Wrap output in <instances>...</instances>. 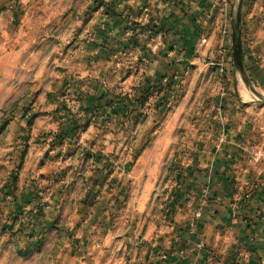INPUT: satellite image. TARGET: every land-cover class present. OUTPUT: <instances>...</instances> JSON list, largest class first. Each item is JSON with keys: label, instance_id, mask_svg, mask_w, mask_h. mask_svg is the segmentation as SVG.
I'll use <instances>...</instances> for the list:
<instances>
[{"label": "rangeland", "instance_id": "obj_1", "mask_svg": "<svg viewBox=\"0 0 264 264\" xmlns=\"http://www.w3.org/2000/svg\"><path fill=\"white\" fill-rule=\"evenodd\" d=\"M133 1L0 0V264H155L170 249L157 243L125 248L107 230L123 224L142 232L157 211L151 221L159 228L176 225L165 221L170 207L161 199L184 196L182 179L210 160L226 94L240 101L254 132L251 145L264 154V0H234L228 31H209L207 42H195L189 55L164 48L167 66L182 69L165 104L156 105L160 93L151 91L145 105L132 107L135 115L128 113L112 129L107 121L99 135L87 133L90 122L78 117L85 80L104 82L113 99L134 101L147 82L146 53L164 44L151 42L145 20L134 22L121 7ZM97 143L111 158V174L125 166L135 173V185L116 175V186L125 182L136 196L151 182L153 205L137 217H107L87 208L85 195L97 186L91 191L81 180L80 150ZM53 175L59 182L54 188ZM93 179L102 197L118 192L106 179ZM53 189L60 196L54 216Z\"/></svg>", "mask_w": 264, "mask_h": 264}, {"label": "crops", "instance_id": "obj_2", "mask_svg": "<svg viewBox=\"0 0 264 264\" xmlns=\"http://www.w3.org/2000/svg\"><path fill=\"white\" fill-rule=\"evenodd\" d=\"M240 2L242 0H239ZM122 5L123 10H128L131 19L133 17L134 22L145 20L149 26L146 37L151 39V42L164 43L160 51L146 53L149 61L146 72L148 77L147 82L143 83L144 87L142 86L150 88L153 94L160 93L161 97L157 98L159 101H155L156 105H160L165 104L169 89L172 88L171 83L182 72V69L176 66H167L168 55L165 54L164 48L174 47L175 50V47H178L181 52L178 56H182L184 51L189 55L194 51L195 42L205 38V35L208 36L209 31L226 33L234 0H137L121 4V7ZM122 24L119 20L120 33L124 32ZM154 27L156 32L152 33ZM155 60L158 63L156 66ZM103 83L89 78L84 82L87 87L82 91L84 98L78 107L82 114L80 115L79 111L76 113L79 114L82 124L90 122L87 133L96 131L99 135L100 126L107 121L113 124L128 117L129 112L121 109L120 104L112 103L118 99L107 95ZM228 91L233 92L232 88ZM244 91L247 93L246 89ZM73 93L83 96L79 89H74ZM240 105L236 97L226 94L222 101L223 113L212 130L217 140L210 150V160L201 163L193 176L182 179L184 186H178V189L182 195L186 192L184 196L178 195L171 200L166 196L165 200L161 199V202H168L170 207L164 217L165 221L176 225L159 228L156 222L151 221L158 218L159 213L153 212L151 218L146 219L149 226L142 232L139 227L123 224L107 230V233L118 236L113 239V243L116 242V245L125 248L138 245L143 250L149 244L157 243L163 251L165 248L170 249V252H161V257L155 264H264V154L262 153L261 161L248 163V152L254 146L251 145L254 142V132L248 128L249 120L244 117ZM50 115L47 118L53 119V113ZM112 124L111 129L115 128ZM80 151L85 155L82 160L81 180L91 185V191L97 186L93 194L85 195L88 197L87 203L90 202L88 209L93 212L106 211L107 217L123 216L125 219H131L153 205L150 195L152 193L149 190L150 181L146 183L147 191L136 196L134 192L127 193L129 187L125 182L119 181L116 186V175L119 180L131 177L133 180L128 179L131 181L130 185L137 183L136 176L135 173H128L127 166L124 171L119 172V167V171L111 174L108 167L112 165V161L109 157L105 158L107 151L102 143L90 145ZM112 167L114 170V165ZM62 168L58 167L57 172ZM94 177H102L108 183H113L118 192L102 197V192L99 191L102 188L95 185ZM59 180L62 182L64 178ZM57 183L59 182L54 181L53 175V188ZM59 197L53 189V216L60 206ZM158 206L156 202V208ZM197 214L200 215L198 218ZM166 232L169 234L167 237L163 235Z\"/></svg>", "mask_w": 264, "mask_h": 264}, {"label": "trees", "instance_id": "obj_3", "mask_svg": "<svg viewBox=\"0 0 264 264\" xmlns=\"http://www.w3.org/2000/svg\"><path fill=\"white\" fill-rule=\"evenodd\" d=\"M152 31H155L156 32V30L155 29H152ZM144 87V86H143ZM150 95H151V89L150 88H147V87H145V88H142L141 89V91H140V95L139 96H137L136 98H135V100L134 101H124V100H118V101H114L113 100V104L114 103H118V104H120L119 106L121 107V109H123L124 111H127V112H131V114H133V111L131 110L132 109V107H134V105H138V106H143V105H145L146 104V101H147V99H146V97H150ZM111 103V104H112ZM109 106V105H108ZM111 106V105H110ZM190 189V188H189Z\"/></svg>", "mask_w": 264, "mask_h": 264}, {"label": "built area", "instance_id": "obj_4", "mask_svg": "<svg viewBox=\"0 0 264 264\" xmlns=\"http://www.w3.org/2000/svg\"><path fill=\"white\" fill-rule=\"evenodd\" d=\"M207 40L203 39V43H206ZM262 152L257 148V147H252L250 148L249 152H248V163L249 164H253L255 162H257L258 160H261L262 158ZM200 215L197 214L196 217L198 218Z\"/></svg>", "mask_w": 264, "mask_h": 264}, {"label": "water", "instance_id": "obj_5", "mask_svg": "<svg viewBox=\"0 0 264 264\" xmlns=\"http://www.w3.org/2000/svg\"><path fill=\"white\" fill-rule=\"evenodd\" d=\"M240 21H241V13H240V10H239L238 15H237V21H236L237 28H239Z\"/></svg>", "mask_w": 264, "mask_h": 264}]
</instances>
